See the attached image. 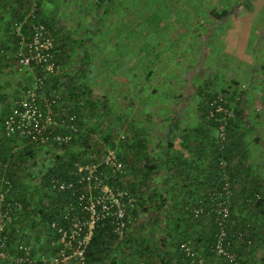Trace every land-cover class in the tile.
<instances>
[{
  "label": "trees",
  "instance_id": "16d2710c",
  "mask_svg": "<svg viewBox=\"0 0 264 264\" xmlns=\"http://www.w3.org/2000/svg\"><path fill=\"white\" fill-rule=\"evenodd\" d=\"M117 1L97 0L95 21L88 24L78 37L73 31L57 26L59 18L56 13L46 14L45 0H0V49L13 52L16 51L19 40L16 37L15 23L23 20L32 6L37 8L39 17L55 39L53 54L59 68L53 74H47L42 67L34 71L28 70L23 74H27L29 78L31 76L33 78L35 73L44 77L47 94H51L57 100L53 108L55 118L61 124L58 126V131L68 133L67 126L73 122L78 127V132L66 144L58 142L41 144L27 137L16 135L8 137L5 133V121L12 108L10 97L12 98L13 93L0 94V161L7 164L5 173L13 185L7 195V201H12L13 204L17 201L22 205L21 209L13 205V220L0 233V236L5 237V251L17 258L23 255L24 247H30L33 260H38L41 256L47 258L46 261H37L38 264H54L50 259L62 249L64 244L60 241L61 236L53 227V223L69 227L74 219H88L89 214L85 210V205L90 199L89 197L80 199L85 191V184L76 183L72 188L64 190H58L55 184L76 178L77 162L101 163L104 156L110 150H114L119 160L123 162L124 171L117 172L101 163L99 174H103L105 182L110 187L127 189L133 197V206L127 203L128 199L125 200L127 226L122 232L118 231L115 216L106 213L96 222L91 239L85 248L84 262L80 263L74 259L69 264L73 262L76 264H192L191 258L187 257L181 248L182 243L187 239L192 240L195 250L204 258L206 264H220L214 249L218 230L214 218L206 215L195 217L192 213L195 203L191 199L178 196V185L173 184L170 188L164 186L167 178L163 180L161 175L163 168L161 141L156 144L153 141V129L156 128L153 118L155 113H148V116L142 120L138 117L131 119V108L136 102L132 100L130 94H126L125 97L130 102L125 104L123 111L116 113L114 119L112 115L116 108L111 101L112 97L104 91L97 93L92 82L93 78H98L103 73L111 79H108L109 81L105 79L107 82L111 81L110 84L120 74L129 73L136 78L135 65L126 61L128 59L126 57L135 53V62L143 70L140 76L141 82L138 83L139 86L142 83L141 89L133 88V92L138 94L143 90V80L151 78L161 60V51L158 50L157 45L166 40L167 28L171 24L172 16H169L168 23L157 16L159 24H165L164 32L161 34L162 30H151L145 23L136 24V20L133 21L135 14L134 17L126 18L120 32L119 30L116 33L110 32L113 36L111 38L103 32L101 24ZM124 2L125 0H120L116 3V7L123 5ZM124 8L125 11L128 9V7ZM184 11V16H193V13ZM133 13L131 10L128 15ZM128 15L126 13V16ZM219 16L224 17L225 11H221ZM147 17L151 18L150 15ZM144 18L145 16H142L141 20L143 21ZM140 30L142 32L138 35ZM23 31L28 32V25L23 27ZM179 36L178 41H182L183 33ZM156 38L161 42L153 45L151 40ZM170 45L174 46L172 43ZM166 47L170 49L169 46ZM77 51L81 52L78 53L79 60L75 63L73 54ZM98 55L105 59L107 65L103 70L89 76L92 72L90 65ZM3 62L5 61L0 57V67L7 64ZM118 67L121 68L119 71H117ZM23 87L24 85L20 88L16 87V97ZM214 94L202 95V101L198 106L205 118L211 120L217 128V123L210 116V100ZM139 105L141 108H146L143 101H140ZM179 107L182 108V105L175 103V108L170 111L175 112ZM71 116H75L74 121L70 120ZM102 119L110 121L105 124ZM230 123L231 121L229 125ZM97 133H102V143L95 137ZM214 146L218 156L219 175L220 162L223 159L228 161L225 153L228 148V136L224 149L220 145L218 136ZM173 172L176 175L177 168H174ZM218 184L219 181L217 186ZM91 195L97 196L98 191H92ZM204 218L211 220L212 227L202 236L196 234V229L199 221ZM229 231L236 242L235 236L239 230L233 234L230 222ZM200 244L203 249L200 248ZM0 264L18 263L15 260H3Z\"/></svg>",
  "mask_w": 264,
  "mask_h": 264
},
{
  "label": "crops",
  "instance_id": "0c3cea01",
  "mask_svg": "<svg viewBox=\"0 0 264 264\" xmlns=\"http://www.w3.org/2000/svg\"><path fill=\"white\" fill-rule=\"evenodd\" d=\"M225 2L221 10L215 6L207 10L206 3L195 10V16L178 17L181 22L192 25L187 30L192 39L180 40L179 47L188 42L194 50H178L179 79L182 81L185 77L188 82L189 71L199 72L200 76H193L188 86L180 85L177 93L178 105L187 97L192 107L185 109L186 100L182 108L175 112L163 111L159 118L161 175L163 180L167 178L164 186L178 185L180 198L191 199L195 207L211 206L212 193L219 186L220 177L214 146L218 131L198 105L206 93L226 94L236 109L225 152L233 186L230 229L233 234L243 230L253 240L251 245L244 244L239 249L247 264H264V0ZM221 11H225L224 17L219 16ZM217 25L223 28L222 33H218ZM213 36L215 40L223 38L219 43L222 56L199 59L202 51L209 52L208 56L218 51V39L213 50ZM187 53L189 63L183 59V65L180 59ZM162 71L174 73L173 67H162ZM153 118L158 120L156 116ZM174 168H177L176 175ZM197 225L196 234L203 236L211 230L212 222L204 218ZM200 248L203 249L202 244Z\"/></svg>",
  "mask_w": 264,
  "mask_h": 264
},
{
  "label": "built area",
  "instance_id": "2783aa9c",
  "mask_svg": "<svg viewBox=\"0 0 264 264\" xmlns=\"http://www.w3.org/2000/svg\"><path fill=\"white\" fill-rule=\"evenodd\" d=\"M25 25H28V32L23 31ZM15 32L19 39L18 47L15 52L4 48L0 49V57L5 61L3 63L10 65V68L12 66L19 73H25L28 70L34 71L38 67H42L47 74L55 73L59 68L53 54L55 39L39 17L35 6L30 8L23 20L15 23ZM56 102L54 96L47 94L44 77L35 73L32 81L24 85L19 95L13 100L11 111L5 121L6 135L8 137L15 135L27 137L31 141L41 144L49 142L69 143L75 133L78 132V127L73 122L67 126L69 128L68 133L57 130L61 124L54 115L53 106ZM210 106V116L217 123L219 142L224 149L228 136V125L236 116V111L228 96L223 93H215L210 100ZM74 119L75 116L70 117L71 121ZM101 163L117 172L124 171L123 162L119 160L114 150H110ZM101 163L88 161L80 164L77 162L75 164L77 167L76 178L55 184V188L58 190L70 189L76 183L85 184V191L81 194L80 199L83 200L88 197L90 199L85 205V210L89 214L88 219H74L69 227L53 223V227L58 230L61 236L60 241L64 244L62 249L50 259L54 264H69L74 259L83 263L85 248L91 239L96 222L106 213L115 216L118 231L122 232L127 226L125 200L128 199L127 203L133 206V197L127 189L112 188L105 182L106 179L103 178V174H99ZM6 168L7 164L0 161V233L13 220V205L18 209L22 208L21 203L17 201L14 204L12 201H7V195L11 192L13 185L5 173ZM94 190L98 191L97 196L91 195ZM232 197L233 186L228 173V161L223 159L220 162L219 186L212 193L211 206L194 207L192 213L195 217L206 215L214 218L218 229L214 249L216 259L221 262L220 264H247L239 249L244 244L251 245L253 240L242 230L236 233V242L230 235L229 222ZM257 198L260 196L258 195ZM4 238L0 236V262L15 260L18 264H38L37 261L47 260L45 256L33 260L30 247H24L23 255L15 258L11 253L5 251ZM181 248L185 255L191 258L192 264H206L204 258L195 250L192 240H185Z\"/></svg>",
  "mask_w": 264,
  "mask_h": 264
},
{
  "label": "rangeland",
  "instance_id": "374dc122",
  "mask_svg": "<svg viewBox=\"0 0 264 264\" xmlns=\"http://www.w3.org/2000/svg\"><path fill=\"white\" fill-rule=\"evenodd\" d=\"M96 1L97 0H45L44 11L46 12V14L56 13L57 18H59L57 26L58 27L63 26L68 31H73L75 35L79 37L83 33L85 27L88 24L95 21L94 19L96 16V9H97L95 3ZM119 1L120 0H118L116 3H119ZM116 3L115 5H113L111 13L104 19L103 23L101 24V28L103 32H105V34L107 36H110L111 38H113V36L110 35V32L115 31L116 33L118 30L120 32V28L123 27L122 24L124 23V21L126 22V18L134 17L135 14L136 17L134 18L133 21L136 20L135 21L136 24L143 25L145 23L151 30L154 31L162 30L161 34H163L164 32L165 24L163 25L159 24V19L157 16H159L162 20H166L167 23L170 18L169 16H172L171 17L172 19H170L171 24H169L170 26L169 28H167L168 34L166 35L167 36L166 40L162 42L157 38L155 40L154 39L151 40V43L153 45H157V43L161 42V44L157 45V47L158 50L161 51L160 57L162 61L160 60V62L158 63V66L153 71L151 78L145 81L143 80L144 86L141 92H139L138 94L133 92V88L135 87H139V89H141L142 83L140 84L141 86H139L138 83L141 82L140 76H142V72H143V70H141L142 68L138 66L139 64L135 62V53L134 55L131 53L130 56L126 57L129 60L126 58L125 59L128 63L135 65V69H136L135 73H137L136 78H133L134 75L132 76L129 73L127 75L120 74L118 77L115 78L112 84H110L111 81L110 82L107 81L111 79L109 77L108 78L106 77V73H103L100 74L98 78H93L94 80L92 81L96 87L97 93H102L104 91L107 92V94L110 95V97H112L111 101L114 102L113 106L114 108H116L115 113L112 115L113 117L116 115L117 112L123 111L125 104L130 102L125 97L126 94H130L132 100L136 102V104L133 105L131 108V113H130L131 119L138 117L139 120H142L146 116H148V113H152V114L155 113L154 117L156 116L158 120L154 118L156 122V128L153 129V134H154L153 141L156 144L158 141L159 142L161 141V134H162V130L160 126L161 121L159 118L161 117L163 111H170V109L175 108V103H177V98H178L177 93L180 88L179 86L180 85L188 86L189 81L193 82L194 79L193 76H200L199 72L189 71L187 73V78L190 79V80L188 79L189 80L188 82L185 80V77L184 79H182V81L179 79V75L177 72L178 71L177 60L179 57L178 50H182V48L183 49L190 48L189 50L191 49L193 50V48L189 47L188 42L182 48L179 47L180 40L178 41V38H180L179 35L181 33H186L185 36L182 37V40L184 39L183 40L184 42L185 40L190 41L192 39L191 38L192 34L187 33V30L189 29V27H192V25L186 22H181V20H178L179 19L178 17L184 16L185 13L184 10L188 11L189 13H193V16H195L197 14L195 10L199 8V6H205L206 3H208L207 4L208 8H206L207 10H210V8H212L213 6L221 10L222 9L221 7L226 6V2L225 0H125L123 5L118 6L119 8L116 7ZM124 7H128V9L125 11ZM131 10L134 13L128 15ZM126 13L128 16H126ZM147 15H150L151 18L148 19ZM142 16H145L143 21L141 20ZM139 27L142 28V26ZM217 27H218L217 28L218 33H222L223 28L220 27V25H217ZM141 32L142 30L138 32V35H140ZM213 38H211L212 42H214L213 50L215 49V41H217V39L219 41L218 43H216V46L219 47L218 51L211 53L209 56H208L209 52L202 51L201 58L199 57V59L207 60L210 57L217 59L220 58V56H222V51H221L222 48L220 47L219 43L223 38L221 39L217 38L216 40H215V36H213ZM170 43L174 44V46L173 45L171 46ZM166 46H169L171 50L168 49ZM193 51L190 53L192 54ZM80 52L81 51H77L76 53L73 54L74 55L73 61H75V63L79 60L78 53ZM188 58H190V56L187 53L185 56H182L180 62H182L183 64L184 62L183 59L187 62L189 60ZM105 65H107L105 59L103 57L101 58L100 55L96 56L93 59L92 64L90 65V69L92 72L89 73V76H93L94 75L93 73L96 74L99 70H103V67H105ZM9 66L10 65L5 64V66L0 67V94L8 93L9 95L10 93H13L12 96L15 97L16 87L19 88L22 85H25L26 83H30L33 78L32 76L29 78L27 74L24 75L23 73L16 72L12 66L11 68ZM162 67H164L165 69L173 67L174 73H171L169 71L163 72ZM2 68L3 71L1 70ZM120 69L121 68L118 67L117 71H119ZM168 75L170 76V79H167L166 76ZM106 78L107 81L105 80ZM184 99L185 100H181V103H179V105L181 104L183 106V104L187 100V103L184 105L185 109L186 108L188 109V107H192L193 104L190 103V98L186 97ZM13 100L10 97V101L12 102V104H13ZM140 101L144 102L146 108H141V106L139 105ZM101 121L102 122L105 121L104 123L106 124L110 120L102 119ZM121 127H125V126L121 125ZM101 134L102 133H97L95 134V137L99 138L100 142L102 143ZM72 264H76V263L73 262Z\"/></svg>",
  "mask_w": 264,
  "mask_h": 264
}]
</instances>
